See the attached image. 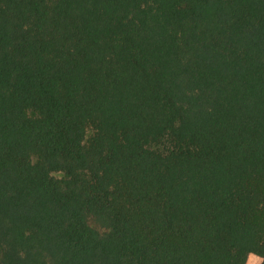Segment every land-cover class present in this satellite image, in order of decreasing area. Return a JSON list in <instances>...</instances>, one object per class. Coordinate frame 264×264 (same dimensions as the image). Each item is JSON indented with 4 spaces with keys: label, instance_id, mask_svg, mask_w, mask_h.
Masks as SVG:
<instances>
[{
    "label": "trees",
    "instance_id": "trees-1",
    "mask_svg": "<svg viewBox=\"0 0 264 264\" xmlns=\"http://www.w3.org/2000/svg\"><path fill=\"white\" fill-rule=\"evenodd\" d=\"M0 264H264V0H0Z\"/></svg>",
    "mask_w": 264,
    "mask_h": 264
}]
</instances>
